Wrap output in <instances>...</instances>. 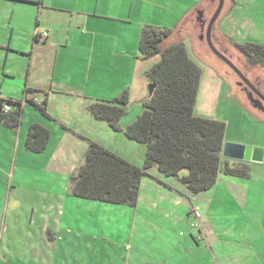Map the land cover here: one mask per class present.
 <instances>
[{
	"label": "crops",
	"instance_id": "1",
	"mask_svg": "<svg viewBox=\"0 0 264 264\" xmlns=\"http://www.w3.org/2000/svg\"><path fill=\"white\" fill-rule=\"evenodd\" d=\"M203 1L0 0V98H35L40 102L45 99L46 111L51 118L45 119L34 107L25 103L21 124L16 132L0 124L3 133L10 131L14 134L15 153H18V144L26 151L24 142L32 124H39L49 130L50 139L43 153L48 150L60 161L66 154L76 153L80 165L88 141L111 151L99 137V132L110 135L108 126L96 121L87 110L91 100L111 101L127 92V115L133 110L130 106L137 103L139 109L131 121L123 122L126 120L124 116L121 127L126 128L133 123L143 110L141 102L147 98L146 72L157 61L140 59L142 28L147 25L173 28L180 25L187 16L195 15L197 18ZM23 5L32 10L24 9ZM171 5H174V11ZM221 12L223 16L217 25L220 36L231 40L228 32L239 31L240 28L252 30L255 21L258 24L262 22L259 25L261 39L250 38L246 43L264 45V20L261 18L264 16V0H225ZM30 14L35 18L34 27L25 28L23 18H29ZM42 33H46V36L43 37ZM221 41L227 46L226 42ZM186 46L191 53L189 43ZM18 77L25 81L22 97L7 90L9 86L5 87V79ZM31 81L35 84L33 88L30 87ZM26 89L34 93L25 95ZM27 106L38 116L31 117L25 123L24 112ZM55 112L67 116L63 119ZM93 130L98 133L92 136ZM5 135L6 139H11L10 135ZM128 149L132 151L130 159L121 153L111 152L141 167L145 153L131 146ZM248 164L250 174L253 165L262 166V163ZM76 167L68 176L74 174ZM12 168L14 170L16 167ZM148 174L151 178L142 179L136 207L143 205L146 206L143 209L152 211L155 214L152 223L163 225L171 239L172 232H176L174 230H181L175 233L180 236V241L172 245L180 256L170 264H202V260L208 264H264V224L262 228H257L251 221L257 215L255 211L259 205L253 206L249 201V195L254 190L251 184H247L250 176L244 180L219 175L210 191L191 195L175 179H165L155 168H151ZM157 180L167 184L171 190ZM65 194L69 195V183ZM143 198L148 205L143 203ZM238 210L244 215L239 217L248 223L244 229L252 232H241L240 240L226 234L231 223L238 219ZM218 216H221L220 219ZM186 234L189 235L187 239ZM154 262L166 264L162 261Z\"/></svg>",
	"mask_w": 264,
	"mask_h": 264
},
{
	"label": "rangeland",
	"instance_id": "2",
	"mask_svg": "<svg viewBox=\"0 0 264 264\" xmlns=\"http://www.w3.org/2000/svg\"><path fill=\"white\" fill-rule=\"evenodd\" d=\"M214 1L207 13L208 18L217 7L218 0ZM23 8L32 10L25 5ZM171 9L175 10L174 5H171ZM28 16L23 18V26L33 28L35 18L33 14ZM261 18L264 20V16ZM260 24L255 21L252 30L240 28L239 31L228 32L229 39L237 43H246L250 38L259 40L262 37ZM208 61L211 66L202 62L199 64L201 79L194 108L195 116L225 123V143L264 149V123L255 121L240 107L239 104L249 113L252 112L253 116L256 115L248 108L236 88V75L217 59ZM4 82L5 87L9 86L7 90L22 97L24 78L5 79ZM34 86L31 81L30 87ZM130 108L133 110L123 118L126 119L123 122L131 121L139 106L136 103ZM25 109V123L31 117L38 116L32 108L27 106ZM55 114L63 119L67 116L61 112ZM107 129L110 135L99 132V137L103 145L114 153H121L130 159L132 151L128 149L129 146L145 153L143 145L128 140L122 133ZM2 130L0 127V264H155L154 261L170 264L178 260L179 252L172 245L180 241V236L175 233L181 230L172 232L173 241L163 225L152 223L155 214L143 209L146 208L143 205L136 209L67 196L65 190L70 177L68 173L79 163L78 154H66L60 161L48 150L42 154L28 153L19 144L16 154L14 134L10 131L3 133ZM91 133L93 136L98 132L93 130ZM5 134L10 135L11 139H6ZM13 166L16 167L14 170ZM247 184H251L254 189L249 195V201L253 206L259 205L255 211L257 215L251 218L252 224L262 228L264 161L261 167L253 165ZM142 201L148 205L144 198ZM236 215L238 219L231 223L226 234L240 240L241 232H252L244 229L248 225L240 218L244 215L241 212ZM185 238H189V235L186 234ZM202 264L208 263L202 260Z\"/></svg>",
	"mask_w": 264,
	"mask_h": 264
},
{
	"label": "trees",
	"instance_id": "3",
	"mask_svg": "<svg viewBox=\"0 0 264 264\" xmlns=\"http://www.w3.org/2000/svg\"><path fill=\"white\" fill-rule=\"evenodd\" d=\"M208 4L210 0H204L198 10H207ZM222 16L223 12L215 23V33L227 43L233 55L254 67V71H259L257 74L264 79V45L235 43L220 36L217 25ZM194 19L195 15L187 16L173 28L150 25L142 28L140 59L157 61L146 72L148 85L153 86L152 91L141 102L143 110L133 123L126 128L121 127V119L128 113L127 92L111 101L91 100L87 107L96 121L105 123L112 131L122 133L128 140L144 146L143 165L137 167L101 145L88 141L83 162L69 177L70 196L135 208L141 181L151 178L148 174L151 168H155L165 179H175L191 195L210 191L219 175L249 179L250 164L221 156L225 143V123L194 114L201 79L199 63L211 66L208 60L216 59L207 45L199 41L194 30ZM186 43H189L191 53ZM218 77L224 79L221 75ZM33 93L25 90V95ZM23 102L34 107L45 119H51L46 111L45 99L33 104L27 98H0V124L3 127L16 132L21 124ZM4 105L11 107L8 113L3 111ZM239 105L254 117L252 112ZM49 139L48 129L32 124L24 142L25 150L41 154L46 150ZM157 182L171 190L167 184Z\"/></svg>",
	"mask_w": 264,
	"mask_h": 264
},
{
	"label": "flooded vegetation",
	"instance_id": "4",
	"mask_svg": "<svg viewBox=\"0 0 264 264\" xmlns=\"http://www.w3.org/2000/svg\"><path fill=\"white\" fill-rule=\"evenodd\" d=\"M213 1L214 0H210V4L207 5L208 6L207 10L204 11L202 9L198 11V17L196 18L197 25L196 27L194 26L195 28L194 30L198 34L199 41L202 43L204 42L205 44H206L205 33L211 18V17L208 18L207 13L205 12H209V9L212 7ZM211 43L214 46V48L219 53L224 55L237 68V70L242 74V76L247 80L249 86L242 83V81L238 78V76H236L237 81L235 82V86L240 92V95L245 99L248 108L256 114L253 117V119L258 122L260 121V123H264V79L261 77V75L257 74L254 71V67L247 65L244 61L241 60V58L233 55L229 47H227L221 41V38L215 33L214 30L211 33ZM214 57L216 56L214 55ZM216 59L220 61L217 57ZM237 100L238 98L236 99V101Z\"/></svg>",
	"mask_w": 264,
	"mask_h": 264
},
{
	"label": "water",
	"instance_id": "5",
	"mask_svg": "<svg viewBox=\"0 0 264 264\" xmlns=\"http://www.w3.org/2000/svg\"><path fill=\"white\" fill-rule=\"evenodd\" d=\"M223 4L224 0H218L217 7L210 18L205 33L206 44L213 55H215L220 61H222L236 76H238L242 83L249 86L247 80L242 76L237 68L224 55L219 53L211 43V33L213 32L215 23L222 11ZM152 87V85H147V97H149L152 91ZM221 156L224 159L228 160L261 164L264 161V149L237 145L233 143H224L221 151Z\"/></svg>",
	"mask_w": 264,
	"mask_h": 264
},
{
	"label": "built area",
	"instance_id": "6",
	"mask_svg": "<svg viewBox=\"0 0 264 264\" xmlns=\"http://www.w3.org/2000/svg\"><path fill=\"white\" fill-rule=\"evenodd\" d=\"M42 36L45 37V36H46V33H42ZM29 100H31V102H32L33 104H39V103H40V101H38V100L35 99V98L29 99ZM22 104L24 105L25 102H23ZM10 110H11V107H10V106H8V105H4V106H3V111H4L5 113H8Z\"/></svg>",
	"mask_w": 264,
	"mask_h": 264
}]
</instances>
